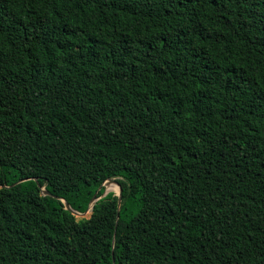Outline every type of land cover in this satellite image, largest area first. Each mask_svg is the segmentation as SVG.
Returning a JSON list of instances; mask_svg holds the SVG:
<instances>
[{"label":"trees","instance_id":"1","mask_svg":"<svg viewBox=\"0 0 264 264\" xmlns=\"http://www.w3.org/2000/svg\"><path fill=\"white\" fill-rule=\"evenodd\" d=\"M0 264H264V0H0Z\"/></svg>","mask_w":264,"mask_h":264},{"label":"water","instance_id":"2","mask_svg":"<svg viewBox=\"0 0 264 264\" xmlns=\"http://www.w3.org/2000/svg\"><path fill=\"white\" fill-rule=\"evenodd\" d=\"M23 180H25V179H21V180H19L18 182L23 181ZM18 182H17V183H18ZM106 182H107V181H106ZM106 182H104L103 185H104ZM108 182H109V183L111 182V183H115V184H117V182H116L115 180H113V179L108 180ZM41 192H42L43 194H50V193H49L47 190H45L44 188H41ZM108 192H109V191L105 188L104 191H103V193L101 194V196H99V197H95V195H94V196L92 197L91 201H90L89 208H88L85 212H83V213H80V212H78V211L72 209V208L70 207V205H69L67 202L64 201V203H65V208H66L67 210H69V211H70L72 214H74V215H78V214H80V215H84L87 211H90V209L92 208V205H93V204H94L99 198H101L102 196L106 195ZM116 195L118 196V204H119L120 201H121V189H120V188H119L118 193H117Z\"/></svg>","mask_w":264,"mask_h":264},{"label":"rangeland","instance_id":"3","mask_svg":"<svg viewBox=\"0 0 264 264\" xmlns=\"http://www.w3.org/2000/svg\"><path fill=\"white\" fill-rule=\"evenodd\" d=\"M106 189H107V187H109L110 189H108V191H113L115 194H117L118 193V190H119V187H118V185L117 184H115V183H109L108 181L103 185ZM90 214V211H87L84 215H80V214H78V215H76V217L77 218H81V217H86V216H88Z\"/></svg>","mask_w":264,"mask_h":264},{"label":"bare ground","instance_id":"4","mask_svg":"<svg viewBox=\"0 0 264 264\" xmlns=\"http://www.w3.org/2000/svg\"><path fill=\"white\" fill-rule=\"evenodd\" d=\"M110 189V188H107V190Z\"/></svg>","mask_w":264,"mask_h":264}]
</instances>
